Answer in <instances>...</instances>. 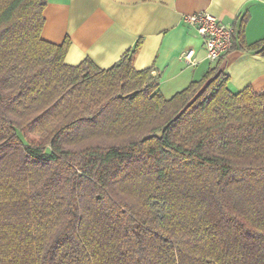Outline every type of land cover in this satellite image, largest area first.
<instances>
[{"label": "trees", "instance_id": "trees-1", "mask_svg": "<svg viewBox=\"0 0 264 264\" xmlns=\"http://www.w3.org/2000/svg\"><path fill=\"white\" fill-rule=\"evenodd\" d=\"M46 3L0 0V264H264V90L215 65L166 97L140 40L69 65Z\"/></svg>", "mask_w": 264, "mask_h": 264}, {"label": "crops", "instance_id": "crops-1", "mask_svg": "<svg viewBox=\"0 0 264 264\" xmlns=\"http://www.w3.org/2000/svg\"><path fill=\"white\" fill-rule=\"evenodd\" d=\"M201 10L236 29L243 23L248 43L264 37V0H47L41 37L56 44L69 39L65 63L90 58L101 68L118 62L140 40L133 67H151V80L166 97L215 65L229 76L231 91L248 85L264 90L261 54L232 47L215 61L206 58L200 35L183 18ZM188 49L194 63L181 57Z\"/></svg>", "mask_w": 264, "mask_h": 264}, {"label": "built area", "instance_id": "built-area-1", "mask_svg": "<svg viewBox=\"0 0 264 264\" xmlns=\"http://www.w3.org/2000/svg\"><path fill=\"white\" fill-rule=\"evenodd\" d=\"M183 18L200 35L208 60L215 61L232 48L234 28L231 23L223 22L204 10L188 13ZM193 55V50L188 49L181 57L188 63H194Z\"/></svg>", "mask_w": 264, "mask_h": 264}, {"label": "rangeland", "instance_id": "rangeland-1", "mask_svg": "<svg viewBox=\"0 0 264 264\" xmlns=\"http://www.w3.org/2000/svg\"><path fill=\"white\" fill-rule=\"evenodd\" d=\"M170 97V96H169Z\"/></svg>", "mask_w": 264, "mask_h": 264}]
</instances>
